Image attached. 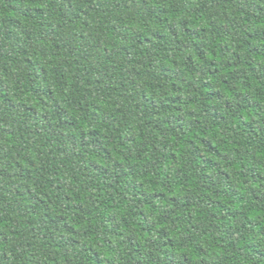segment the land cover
I'll use <instances>...</instances> for the list:
<instances>
[{"label":"trees","instance_id":"trees-1","mask_svg":"<svg viewBox=\"0 0 264 264\" xmlns=\"http://www.w3.org/2000/svg\"><path fill=\"white\" fill-rule=\"evenodd\" d=\"M42 2L30 0V6L22 8L17 7L20 0H3L6 9L0 4V35L13 41L9 56L19 54L24 58L20 71L28 85L75 72L83 77L102 75L108 81L126 78L129 86L138 87L147 70L156 68L159 77L171 81L167 102L153 100L151 86L146 88L144 100L154 113H171L165 123L181 134L185 128L181 112L201 116L194 121L199 135L187 134L192 135L188 143L194 145L193 155L200 164L187 171L178 167L163 184H157L151 172L141 176L132 187L143 200L136 201L140 211L135 212L131 224L124 208L130 203L128 197L117 204L113 186L103 185L109 190L103 193L108 199L98 203L108 206L113 239L98 241L79 223L69 222L65 207L56 198L57 193L62 194L69 206L76 201L74 208L84 213L87 221L90 213L85 203L91 197L81 194L83 189L74 190L78 177L63 179L55 167L56 157H52L51 169L35 172V161L25 158L8 163L5 154L0 157V212L19 214L22 220L31 217L17 225L27 229L34 241L30 247L35 249L37 259L31 264H69L70 252L72 264H114V240L121 236L122 264H264V4L255 0H199V6L188 10L184 18L171 7L156 6L165 0H156V4L141 0L142 12H137L144 22L137 23L130 16L127 21L121 18L113 23L109 16L116 13L106 6V0H55L59 22L45 26L37 20V31L32 32L27 25L35 19L33 12L47 11L37 6ZM123 7L128 11L130 6ZM149 20L153 21L151 29ZM19 32L25 40H20ZM37 37L36 52L30 55ZM161 57L163 62L154 64ZM157 72L149 79H156ZM198 72L201 78L195 81ZM124 87L125 82H121L120 88ZM57 88L35 87L23 97L30 103L12 98L5 103L10 100V109L17 106L29 115L44 116L45 103L57 96ZM185 89L200 93L202 115L191 96L186 100L179 95ZM54 113L53 122H45L48 136L42 139L66 161L61 169L84 155L95 156L88 168L107 176L110 170L101 156L114 159L125 151L126 143L142 142V138L126 136L116 141V148L102 138L104 132L91 129L69 107L57 106ZM55 120L65 132L55 131ZM3 131L14 138L13 129ZM232 137L243 138L244 147L240 146L241 139ZM181 138L174 136L173 142ZM182 150L178 145L169 159L179 163ZM116 165L127 167L125 177L138 167L135 160L127 165L117 160ZM50 174H54V182ZM121 195L115 191L116 197ZM154 201L162 202L163 208L159 204L153 207ZM157 211L159 217L153 220ZM161 221L171 222V230ZM90 227L85 223V228ZM153 231L158 239H152ZM0 237L6 240L7 234L0 232Z\"/></svg>","mask_w":264,"mask_h":264},{"label":"clouds","instance_id":"clouds-1","mask_svg":"<svg viewBox=\"0 0 264 264\" xmlns=\"http://www.w3.org/2000/svg\"><path fill=\"white\" fill-rule=\"evenodd\" d=\"M255 2L264 4V0H255ZM150 3L156 4V0H150ZM0 4H3L4 9L8 7L7 4L3 3V0H0ZM124 4L130 6L128 11L124 10ZM29 6L30 0H20V3L17 4V7L22 8ZM37 6L47 11L42 14L33 12L35 19L29 20L27 25L30 31H37V20L45 26L48 23L55 24L59 22L56 20L59 5L55 0H43ZM106 6L116 13L115 16H109V19L113 23L119 22L121 18L127 21L130 16L134 17L137 23L144 22L141 20V15L137 12L138 9L142 12L141 0H106ZM156 6L171 7L186 18V12L191 8L198 7L199 0H165L163 3L156 4ZM117 9L119 10L117 11ZM179 18L180 16L176 17V19ZM152 24V20L147 21L149 29H151ZM124 35H127V33H124ZM18 36L20 40L26 39L23 32H19ZM12 43L13 41L7 37L0 35V50L4 51V55L0 56V148L3 149L0 152V157H4L7 154L6 160L8 163H11L13 159L23 160L25 158L35 161V172L51 169L53 167L52 157H56L55 167L57 171H61V177L65 180H68L73 175L78 177L74 190L81 192V189H83L84 191L81 194L91 197L85 203V209L90 213L87 221L85 220V214L77 212L74 208L76 201L72 202L73 206H69L65 204L62 194L57 193L56 198L59 200L60 205L65 207L66 211L64 214L69 217V222L74 221L79 223L82 229L94 233L98 241L113 239L112 225L108 222V206L105 204L102 207L98 203L99 201H106L108 199L103 193L109 190L104 189L103 185L111 184L113 186V190L111 191L117 204L123 201V197H128L130 203H125L124 208L127 209V218L129 224H131L134 222L131 218L135 212L140 211V205L136 201L143 200L140 193L134 191L132 187L134 183L139 182L141 176L145 175L146 172H151L157 184H163L165 177L169 174H174L178 167H184L187 171L189 168L200 164V161L195 159L193 155L194 145L188 143L192 139V135L187 134L199 135V130L194 127V121L200 119L201 116H189L187 112H181L180 115L185 117L184 121H182L185 124L184 134H181L180 130L175 128V126L169 128L168 124L165 123V120L171 113L168 111L154 113L150 103H146L144 100L146 88L151 86L152 99L167 102L171 81H165L159 77L156 68L147 70V75L138 81V87L129 86L126 83V78L116 77L112 81H108L103 79L102 75L83 77L82 74L75 72L71 76L65 74L50 79L47 83L44 80L39 82L34 80L29 86L28 80L23 78V74L20 71L24 58L19 56V54L11 56L7 54ZM38 43V37L32 41L29 51L30 55L36 52ZM79 58V56L76 57V59ZM89 62L95 63L94 60H90ZM162 62L163 57L158 61H154V64ZM100 63H103L102 57L100 58ZM141 69H143V66H141ZM153 72H157L156 79L150 80L149 77ZM200 78V73H196L194 80L199 81ZM133 79L135 78L133 77ZM97 80L102 82L97 84ZM121 82H125L124 88H120ZM186 83L187 81H185ZM56 85H58L57 96L46 101L43 108V112L46 114L44 116L39 114L29 115L17 106H14V110L10 109V100L9 103H5L7 98L15 99L18 102L22 101L23 97L26 94L30 95L32 89L35 87H53ZM180 87L183 88L184 85L181 84ZM157 89H159V92ZM179 95L184 96L186 100L187 97L191 96L202 115L203 108L200 93H192L190 90L185 89ZM41 99H44V97H41ZM23 102L30 103L31 101L23 100ZM57 106L69 107L74 111L77 119L86 120L91 129H99L104 132L105 137L102 138H105L106 142L115 144L116 148H119V144L116 141H122L126 136L134 135L137 139L142 138V142L134 144L126 143L125 151L114 159L101 156L105 167L110 170L107 176H100L99 173H93L88 168L91 159H96L95 156L84 155L80 161L73 162L67 168L61 169V166L66 161L58 157L52 151L51 146L42 139L48 136L45 128L47 127V123L53 122L52 118L55 116L54 109ZM46 121L47 123H45ZM54 122L57 125L55 128L57 133L65 132V129L59 126V120H55ZM4 129H13L14 138L9 137L7 132L3 131ZM225 131L231 135L228 128ZM239 131L237 129V132ZM174 136L182 138L173 142ZM238 138L241 139L240 146L243 148V138L232 137L233 140ZM178 145L183 146L181 153L182 160L179 163L169 159L171 152L176 150ZM50 152L51 155H49ZM231 154L234 157L236 156L234 152ZM124 157H127L126 161ZM117 160L126 165L135 160L138 167L133 174L125 177L123 173L127 172V167L124 169L118 168L116 165ZM241 162L246 163L243 160ZM145 165H148V167L145 168ZM50 179L54 182V174H50ZM98 187L101 188L100 192L97 191ZM117 190L122 194L120 197L115 196V191ZM81 203L84 202L81 201ZM157 204L160 205L161 209L163 208L162 202L156 201L153 202V207H156ZM167 207L170 208L171 205ZM113 211H115L114 208ZM158 217L159 211L154 212L151 218L157 220ZM29 219L31 217H24L22 220L19 214L0 212V220L5 221L0 223V232L7 234L6 240L4 237H0V264H31V260L37 259L34 255L35 249L30 247L34 241L29 235L28 230L17 227L18 224ZM138 220L139 218L136 217V221ZM85 223L91 226L90 229L85 228ZM161 224L169 230L172 228L171 222L164 224L161 221ZM13 230L18 234H14ZM180 235L183 237L184 233L181 232ZM200 235L202 236V233ZM158 238V233L153 231L152 239ZM123 239L124 237L121 236L117 240H114L112 253L114 264H122L121 258L124 252L119 246V241H123ZM69 255V264H72V253L70 252Z\"/></svg>","mask_w":264,"mask_h":264}]
</instances>
